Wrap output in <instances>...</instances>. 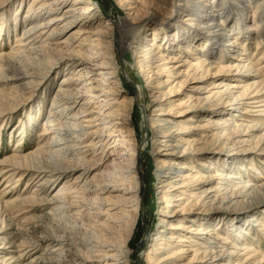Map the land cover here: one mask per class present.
<instances>
[{"label":"bare ground","instance_id":"obj_1","mask_svg":"<svg viewBox=\"0 0 264 264\" xmlns=\"http://www.w3.org/2000/svg\"><path fill=\"white\" fill-rule=\"evenodd\" d=\"M13 1L0 0L1 43L5 36L24 31L16 36L10 52L0 54V70H17L15 66L23 65V61L37 62L46 58L48 51H55L60 54L56 65L68 75L58 85L41 134L42 138H52L34 151L23 150L28 126L34 131L37 118L43 116L45 104L39 102L37 112L28 113L26 124L20 126L21 139L16 147L0 160L1 176L13 182L10 187L28 178L35 190L30 195L27 187L25 196L13 200L5 201L1 196V205L20 217L33 200H40L51 208L40 218H48L42 223L49 230L58 226L57 219L74 228L72 225H83L92 215L107 217V224L119 216V236L129 237L138 222L131 214L139 212L144 204L139 162L142 149L136 139L138 133L131 126L136 106L145 101V113L139 122L146 125L144 143L149 142L152 148L156 176L160 178L157 196L159 204L164 205L159 212L163 230L139 253L138 262L264 264L258 237L251 233L254 227L264 234V224L254 219L264 209V182L248 180V166L242 162L249 160L238 159L241 154L255 152L249 149L253 145L264 147V0H113L122 13L106 29L98 23L100 14L93 0H33L26 12L25 0H18L10 10L14 13L5 12ZM171 8L177 13L173 19L177 42L167 37L171 25L162 28L163 44L160 33L153 41L143 36L149 22ZM188 10L189 23L183 26ZM19 11L26 16H19ZM11 15L14 24L7 23ZM198 28L209 35L196 37ZM195 41L201 46H195ZM253 41L256 52L252 61L248 48ZM62 47L70 48L62 52ZM21 71L15 77L19 86L33 83L34 76ZM123 77L137 87L131 99L117 94L115 87ZM213 77L221 81L207 88L202 82ZM193 82L198 83L189 87ZM143 86L146 90L142 93ZM81 118L84 120L79 121ZM213 137L221 145V152H226L220 156L227 164L224 168L234 172L217 170L212 162L195 167V158L220 154L215 148L201 151L196 147ZM233 142L248 149L246 153L235 152L230 146ZM57 157L69 167L50 168L56 165ZM37 159L51 163L50 167L38 165ZM103 167L102 172L86 180ZM259 171L251 170L259 176L256 178L264 179ZM78 173L73 184L65 181ZM83 180L86 182L80 185ZM54 186L55 194L47 195ZM239 205L245 207L244 214L250 215V229L234 237L216 228H204L203 224H190L198 220L191 219V215L203 214L209 206L222 209L218 212L224 216ZM110 228L104 227L110 238L105 241L92 237L72 242L65 234H72L70 231L51 237L44 253L56 257L42 264H62L61 253L73 243L91 253L82 257V264H130L123 247L114 243ZM6 242L0 247V255L1 250L8 255L0 256V264H38L40 257L29 259L42 248L17 245L11 238Z\"/></svg>","mask_w":264,"mask_h":264},{"label":"rangeland","instance_id":"obj_2","mask_svg":"<svg viewBox=\"0 0 264 264\" xmlns=\"http://www.w3.org/2000/svg\"><path fill=\"white\" fill-rule=\"evenodd\" d=\"M18 0L13 1L9 7L5 9V12H13L10 11L13 9L14 3H16ZM33 2V0H25L23 5H25V9L23 11H27L28 6ZM93 6L95 9L99 12V18L98 23L100 26L104 29H106L107 24L112 23V19H116V16L118 13H122L119 6L114 4L113 0H93ZM22 9V7L20 8ZM173 8L170 9V11L165 10L163 13H160L161 17L156 19L155 21L151 20L147 26V31L143 34V36H147L149 40H152L156 38V33H160L161 36L159 40L160 43H164V29H162L164 26L167 27L170 26L169 29V35H167L168 39L171 38L175 42H177V38H179L175 34V24L173 23L174 16H176V11L173 13ZM189 11V12H188ZM186 14L183 16L182 25H188V14H190V10H188ZM20 13L18 12L19 16H26V13ZM161 12V11H160ZM2 11H0L1 15ZM14 13V12H13ZM21 14V15H20ZM7 15V14H6ZM17 15V16H18ZM112 15V16H111ZM8 17V16H6ZM1 18V17H0ZM14 16L8 17V24H14ZM185 20V21H184ZM11 21V22H9ZM187 21V22H186ZM1 22V20H0ZM1 24V23H0ZM94 27H98L96 24ZM17 28V27H16ZM195 28V27H193ZM197 32V36L199 38L207 37L209 34H202L204 30H198L195 29ZM23 29L19 30L17 34L9 35V38L5 36L4 41L1 43L0 40V54L2 52H10L11 49L16 45V36L23 34ZM73 31L70 32V34ZM68 33V35L70 36ZM66 36L65 39H67ZM8 36V35H7ZM197 38V39H199ZM150 43V42H149ZM78 43H76L74 46H76ZM195 46H201L199 41H195ZM72 47V46H70ZM68 47V48H70ZM186 45L183 47V51H185ZM193 47V46H192ZM68 48L62 47V52H66ZM116 47L114 48V50ZM249 54H251V59L255 50V44L254 41L251 43L250 47L248 48ZM58 53V52H57ZM55 51H48V53L45 54V57L48 59V62H46V58L43 57V59L36 61H23V65H17L15 66L17 68H6L3 70H0V160L7 155H10V150L14 149L16 147L17 142L21 139L20 134L22 131V127H20L22 124H26V116L28 113L33 112L36 113L38 110V106L40 105L39 102H44L45 109L43 116L37 118V128L34 129V131H31V126H28L29 129L27 138L24 142L23 150L27 151H34L39 146L43 145L47 141L50 140L52 137L42 138L41 134L43 133L44 123L46 122V117L50 113L53 101L55 96L57 95L59 84L62 82L63 77L67 74H62L60 71L59 64L56 65L58 62L60 54H57ZM61 53V52H60ZM116 52L113 51V55H115ZM186 56V55H183ZM121 59V55L119 53L118 60ZM186 59L191 62H194V59L187 57ZM253 61V59H252ZM196 62V61H195ZM21 66V67H20ZM26 66V67H25ZM92 67V66H91ZM94 67V66H93ZM21 70H25L26 72L32 74L34 76V79H32L33 83L23 87L19 86V81L15 80V77L22 73ZM217 70H214L213 72H216ZM18 73V74H17ZM123 74V72H121ZM68 75V74H67ZM55 79V80H54ZM141 82L144 83V76L139 78ZM101 81H105V79L101 78ZM217 81H221L220 79H216L213 77L210 81L207 80V82H202L206 84L207 88H210L216 84ZM102 83V82H101ZM198 82L190 83L188 86H192L197 84ZM246 84V83H245ZM57 85V87H55ZM109 90H111L110 87H108ZM117 90V94H122L123 98L131 99L134 95L137 93V87L134 85V83L125 80L123 77V82L115 87ZM146 90V86H143L141 89V92L143 93ZM190 94H193V91H189ZM121 97V98H122ZM146 99V97H145ZM230 101V100H229ZM5 105V106H4ZM145 101L141 102V106H136V111L134 114V122L131 126V129H133L135 132L138 133V136L136 137L138 144L140 145L141 150V156L139 159L140 168L143 173V181L141 184L142 187V193H143V199L144 204L141 208V210L137 213H132V216H136L138 222L134 226V229L132 230V233L129 237L124 238L122 236H119V232L121 227L116 223V221L119 220V216H116L115 222L111 224H107L108 220L107 217H99L97 218L96 215H92L91 218L87 217L83 221L82 224L72 225L74 228H68L65 224V220L57 219L58 216H53V219H57L56 223L57 227H53L49 230V227H45L42 222L43 220L48 221L47 219H40L41 216L46 214V212L50 211V206H44L43 203L40 200H33L30 203V207L28 210L24 211V214H20V217H17L18 215L15 214L13 211L9 210L8 208L1 205L0 202V247L3 245H6V239L11 238L12 241H15L18 243L17 245H33L34 247H40L43 250L39 251L37 254L32 255L29 259V261L34 258L35 256L40 257V259L37 260L38 264H42L44 261H53L56 255H50L47 253H44V247L49 242V239L55 235H61L64 234V232L70 231V233H65L67 236H69L74 242L75 240H86V238H92L95 239H101L103 241L110 239L109 236L106 235L105 228H110L111 235L113 236L114 243L119 246L123 247L121 250L126 252V255L129 257L130 264H146L144 260H141V262H138V255L141 251H145L149 244L152 243V237L155 235H159L158 232L163 230L162 225L159 223L160 219V207H163L164 205L159 204V199L157 196L158 186L160 185V178L156 176V164L153 160L154 157L152 155V148H149V142L144 143L146 137H147V129L145 123H140L139 120L145 113ZM148 107V106H147ZM150 109V107H148ZM15 110V111H14ZM12 111V112H11ZM75 113L77 110L74 111ZM147 112L151 113V109ZM221 118H216L215 120H219ZM84 120V118H81L79 121ZM145 144V145H144ZM231 148L235 149V152L239 153H246V150L241 145H236V142H233V144L230 145ZM254 146V147H253ZM249 149H254L253 153L245 154V155H239L238 159L243 161L244 157L248 158V162H242L243 166H248L246 171L249 172L247 174L248 180H254L256 179L255 183L261 184L264 182V179H258L259 177L255 173L251 172V170H260L259 172L264 174V147L253 145ZM197 148H200L201 151L206 148H215L220 152V154H217V156L214 158L206 156H201L200 158H195L193 161H195V167L199 166L203 162H212L215 167H217V170H223L226 169V171H229L230 173L234 172V170H229V168H224V165L227 164L220 160L221 155H225L224 152H221L220 149L221 145L218 143L217 138L213 137L210 138L208 141H204L203 143L196 145ZM261 150H263L261 152ZM228 153V152H227ZM263 153V154H262ZM60 159V158H59ZM55 158V164L52 167H50V164L47 161H43L42 159H37L36 163L38 165H44L45 167L50 168H63L66 169L69 167L68 164H65L62 161V158L59 160ZM60 161V162H59ZM252 163V165H250ZM48 165V166H47ZM61 165V166H60ZM92 165V164H87ZM256 168V169H254ZM104 170V167L101 168V170L96 171L91 176H89L86 180L90 181L94 174L100 173ZM1 172V170H0ZM81 173V172H80ZM76 174V176L69 178L68 180L70 184H73L76 181V177L80 174ZM264 176V175H263ZM28 178H23L17 185L10 187L13 182H9L7 177L1 176L0 173V197L2 196L5 200H13L14 198L25 196L24 194L26 192L27 187L29 188V191L32 192L35 190V184L33 182L28 183ZM86 180H83L80 185H83ZM96 180H100V177H96ZM95 180V181H96ZM27 183L30 185H27ZM15 184V183H14ZM10 185V186H9ZM56 186L51 188L47 195H54L56 192L55 189ZM205 188L210 187L208 185L204 186ZM55 189V190H54ZM202 190V189H201ZM30 193V192H29ZM7 197V198H6ZM5 200V201H6ZM34 206V207H33ZM245 207L243 205H239L237 207H234L227 211V214L221 215L219 214L222 211V209L213 208V207H207L203 214H193L191 215V219L194 220V218L198 219L197 221H193L190 224L193 226L199 227L203 224L204 228H216L221 230L225 234H229L231 237L238 235V232L241 230L250 229L248 225L250 222L248 221V218L250 215L244 214L243 210ZM95 212V211H94ZM204 212H207L206 214ZM209 213V214H208ZM16 217V218H15ZM94 217V218H93ZM118 219V220H117ZM201 219V220H200ZM254 219L260 221L262 224H264V209H261L255 216ZM26 220V221H25ZM220 221L222 223L220 224ZM45 222V221H44ZM107 222V223H106ZM254 223V222H253ZM43 224V225H42ZM48 224V223H46ZM99 224V225H98ZM103 225V226H101ZM50 226V224H49ZM110 226V227H109ZM253 235L257 236V242L259 246V251L261 254L264 255V234L258 233L260 228H252ZM2 231V232H1ZM54 232V233H52ZM260 232V231H259ZM119 236V237H118ZM85 238V239H84ZM1 239H5L3 242ZM250 241V240H247ZM3 242V244H1ZM251 242V241H250ZM42 245V246H41ZM4 247V246H3ZM16 250V249H15ZM1 255L7 256V253H4V250H1ZM63 256L60 257L62 260V264H82L81 259L82 257H88L90 256V251L87 250V248L81 247L73 243L70 246H67L64 251L61 253ZM0 255V256H1ZM11 256V255H10ZM43 261V262H42ZM185 263V261L182 262V264Z\"/></svg>","mask_w":264,"mask_h":264}]
</instances>
